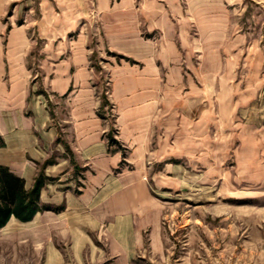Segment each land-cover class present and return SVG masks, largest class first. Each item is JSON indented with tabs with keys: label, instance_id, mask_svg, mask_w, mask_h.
Here are the masks:
<instances>
[{
	"label": "crops",
	"instance_id": "crops-1",
	"mask_svg": "<svg viewBox=\"0 0 264 264\" xmlns=\"http://www.w3.org/2000/svg\"><path fill=\"white\" fill-rule=\"evenodd\" d=\"M14 1L0 0V165L28 190L40 171L51 180L40 192L43 210L27 223L12 218L0 231L16 224L36 232L42 264H136L146 243L160 252L166 206L144 179L156 176L146 161L179 160L194 144L204 146L210 113L228 126L236 108L221 99L235 96L238 69L264 86V55L238 30L235 0H41L38 25L8 27ZM30 30L42 40L35 64ZM94 33L104 50L129 61L94 67ZM34 66L49 107L31 95ZM103 83L132 166L117 174L121 154L109 152V124L97 116ZM181 93L210 103L215 97L217 111L200 106L195 120L183 116L174 125L171 106ZM188 103L184 115L200 110ZM181 129L196 134L179 138Z\"/></svg>",
	"mask_w": 264,
	"mask_h": 264
},
{
	"label": "rangeland",
	"instance_id": "rangeland-1",
	"mask_svg": "<svg viewBox=\"0 0 264 264\" xmlns=\"http://www.w3.org/2000/svg\"><path fill=\"white\" fill-rule=\"evenodd\" d=\"M40 1L15 0L6 11L4 23L8 27H19L33 25L37 21L35 25H38ZM233 8L237 11L238 30L246 31L250 42L264 55V3L261 0H235ZM75 35L68 34L64 39L71 40ZM101 36L99 33L91 35V46L96 49L90 55L94 67L101 68L108 59L129 61L121 54L104 50L99 45ZM30 38L34 58L30 63L35 64L34 47L40 49L42 40L33 30H30ZM33 69L31 95L38 101L41 94L42 104L49 107L51 95L44 92L46 87L41 82L38 68L34 66ZM241 71L242 68L238 69L237 80L233 83L235 96L221 99L234 106H227L229 109L236 108L234 114L231 110L228 126L226 119L224 125L223 116L210 113L212 125L205 131L204 146L194 144L179 160L163 163L146 161V169H152L156 176L144 179L154 197L166 208L160 252L153 251L146 243L135 260L136 264H264V86L248 81ZM100 87L97 116L108 121L109 128L104 137L109 152L121 154V161L114 170L117 174L132 169L126 161L129 150L119 139L115 109L107 96L108 87L104 83ZM181 94L183 96L173 97L172 106L168 102L174 111V125H180L183 116L192 119L200 115V106L205 110L211 106L208 98H188ZM213 100L214 108H211L217 111L218 100L215 97ZM186 102L192 106L191 109L199 107L200 110H190L184 115L180 109ZM178 110L182 116L180 113L177 116ZM191 119L186 120L191 122ZM176 129L174 126L173 131ZM192 133L196 134L194 130L177 131L179 138ZM184 140L185 137L180 142ZM40 174L45 184L51 180L43 172L40 171L38 176ZM80 184L78 179L76 187ZM23 229L15 224L13 228L0 231V264L44 262L37 233Z\"/></svg>",
	"mask_w": 264,
	"mask_h": 264
},
{
	"label": "trees",
	"instance_id": "trees-1",
	"mask_svg": "<svg viewBox=\"0 0 264 264\" xmlns=\"http://www.w3.org/2000/svg\"><path fill=\"white\" fill-rule=\"evenodd\" d=\"M4 145L0 136V147ZM45 184L40 174L31 189H26L25 181L8 167L0 165V229L14 218L19 222H30L43 210L40 192Z\"/></svg>",
	"mask_w": 264,
	"mask_h": 264
},
{
	"label": "bare ground",
	"instance_id": "bare-ground-1",
	"mask_svg": "<svg viewBox=\"0 0 264 264\" xmlns=\"http://www.w3.org/2000/svg\"><path fill=\"white\" fill-rule=\"evenodd\" d=\"M200 25V24H199Z\"/></svg>",
	"mask_w": 264,
	"mask_h": 264
}]
</instances>
